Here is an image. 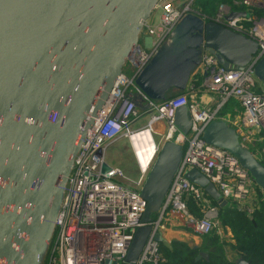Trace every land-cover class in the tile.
<instances>
[{
    "label": "water",
    "instance_id": "1",
    "mask_svg": "<svg viewBox=\"0 0 264 264\" xmlns=\"http://www.w3.org/2000/svg\"><path fill=\"white\" fill-rule=\"evenodd\" d=\"M159 0H0V264H42L66 181L87 127L117 78L144 22ZM245 15L233 11L228 18ZM229 67H245L258 42L204 15L188 12L157 49L136 81L153 98L187 88L202 46ZM264 83V55L255 66ZM175 123L188 133L192 113L177 108ZM204 139L234 153L264 188V163L224 118L212 120ZM141 194L147 199L123 264L140 258L153 221L184 154L174 139L157 146ZM104 164V170L109 169ZM187 176L218 201L199 168ZM156 238L172 248L159 229ZM210 254L200 251L197 258ZM236 264H251L240 256Z\"/></svg>",
    "mask_w": 264,
    "mask_h": 264
},
{
    "label": "built area",
    "instance_id": "2",
    "mask_svg": "<svg viewBox=\"0 0 264 264\" xmlns=\"http://www.w3.org/2000/svg\"><path fill=\"white\" fill-rule=\"evenodd\" d=\"M177 1L159 0L160 16L156 19L151 15L145 20L144 43L139 41L133 48L123 72L117 76L104 104L87 127L73 158L44 264H123L126 261L135 231L143 224L142 216L147 206L141 189L158 153L157 149L151 161L146 166L141 165L130 143L138 130L150 128L153 135L160 132L164 141L174 139L182 143L184 154L164 203L154 218V228L134 264H160L165 260L156 232L166 225V221L188 226L198 234L210 233L220 223V201L187 176L190 169L199 168L219 188L225 202L230 198L237 199L240 208L245 206L242 201L257 186L250 170L234 153L208 143L203 133L212 120L224 118L221 107L235 97L242 110L230 124L236 127L242 143L264 163V88L255 71L257 62L264 55V0H238L241 5H249L248 9L221 1L211 15L194 7L192 0L181 5ZM233 11H246V14L228 18ZM188 12L199 13L207 20L242 32L259 45L258 52L243 68L223 65L214 52L202 46L200 63L191 78L198 77L202 86L216 93L219 101L214 108L203 106L197 98L192 99L188 86L183 92L159 99L149 96L136 81ZM184 104L189 106L193 119L188 133H184L174 120L177 108ZM146 114L149 118L136 128L135 124ZM162 120L168 124L164 132L156 128ZM119 139L128 140L137 160L140 174L133 184H125L121 180L125 175L122 167L107 158L109 148ZM105 163L110 166L107 170H104ZM190 199L195 201L197 212L191 210Z\"/></svg>",
    "mask_w": 264,
    "mask_h": 264
},
{
    "label": "trees",
    "instance_id": "3",
    "mask_svg": "<svg viewBox=\"0 0 264 264\" xmlns=\"http://www.w3.org/2000/svg\"><path fill=\"white\" fill-rule=\"evenodd\" d=\"M170 92L167 93V97L172 96ZM236 201L230 198L223 204L220 202V220L232 227L235 240L232 246L238 255L246 258L251 264H264V195L250 212L240 208ZM189 205L191 210L198 211L193 199L189 200ZM215 230L205 236H210L211 241L216 243L219 235ZM161 249L166 255V260L160 264H236L229 261L219 250L212 252L208 261H195L197 249L180 240H174L172 249L161 243Z\"/></svg>",
    "mask_w": 264,
    "mask_h": 264
},
{
    "label": "crops",
    "instance_id": "4",
    "mask_svg": "<svg viewBox=\"0 0 264 264\" xmlns=\"http://www.w3.org/2000/svg\"><path fill=\"white\" fill-rule=\"evenodd\" d=\"M240 8L248 9L246 5H241ZM160 14L157 16L152 14V18L157 19ZM187 90L189 91V95L192 99L197 98V100L205 107L214 108L216 107V104L219 101L216 93L211 92L207 90L204 86H202L201 80L198 77H192L190 79ZM241 108L242 107L239 101L235 97H232L221 107V113L223 117L230 122L235 117H238L240 115V112L242 110ZM253 190L254 191L252 192V194H250L249 197L242 201L244 203L243 205L245 206H241V208L245 209L246 207V210L248 212H250L249 208L254 207L257 204L258 200L264 195V188L260 186L254 187ZM236 202H238V200ZM161 231L163 232L164 236L171 241L172 245L174 243V240H180L188 244L190 247L197 249L195 261H208L205 256L197 258V255L200 253V251H206L211 255L212 252H216L217 250H219L229 261H233L235 263L240 257V255H238V253L232 246L233 242L235 241L233 237L232 227L229 224L222 223L221 220L215 230L216 233L219 235V240L216 243L211 241L210 236L206 237L202 236L203 234L199 235L190 227L180 225L172 221H166V225L162 227ZM162 252L166 258L164 251Z\"/></svg>",
    "mask_w": 264,
    "mask_h": 264
},
{
    "label": "rangeland",
    "instance_id": "5",
    "mask_svg": "<svg viewBox=\"0 0 264 264\" xmlns=\"http://www.w3.org/2000/svg\"><path fill=\"white\" fill-rule=\"evenodd\" d=\"M183 1L185 2L186 0H178L177 2L179 3H183ZM220 1H225L230 5H234L236 4V7H239L241 4H239L238 0H192L193 6L194 7H198L200 8V10H202V12L211 15L214 13L218 2ZM181 5V4H180ZM247 8H249V5H246ZM161 9L159 7H156L155 10L153 11L152 14L154 15H159L160 14ZM144 31L142 30L140 33V41L142 43H144ZM262 84V88H264V83L262 81H259ZM171 95H174L176 93H178V90L173 89L171 90ZM149 118V114H146L142 120H140L139 122H137L135 124V127H140V125L142 123H144L147 119ZM142 121V122H141ZM167 122L166 121H159L156 124V128L159 129L161 128V132H164L167 130ZM154 137L156 142L159 145H162L163 143V139L165 137H163V135L159 132H154ZM107 158L110 162H112L113 164L119 165L122 167L123 171H124V179L122 178L121 180L126 184H133L134 181L139 177V167L137 164V160L135 158L133 149L130 145V143L128 142V140L126 139H119L118 141H116L113 145H111V147L108 150L107 153ZM258 186V184H257ZM215 193L218 194L219 196L221 195V192L219 190V188L215 185V189H214ZM213 196V195H212ZM214 197V196H213ZM215 198V197H214ZM216 199V198H215ZM155 216H157V214H155ZM202 235V234H199ZM207 234H203L202 236H205ZM44 264V262L42 263Z\"/></svg>",
    "mask_w": 264,
    "mask_h": 264
},
{
    "label": "bare ground",
    "instance_id": "6",
    "mask_svg": "<svg viewBox=\"0 0 264 264\" xmlns=\"http://www.w3.org/2000/svg\"><path fill=\"white\" fill-rule=\"evenodd\" d=\"M131 145L136 151L141 165L146 166L155 155L157 144L150 128L138 130L131 138Z\"/></svg>",
    "mask_w": 264,
    "mask_h": 264
}]
</instances>
